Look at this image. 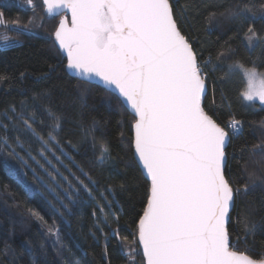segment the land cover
I'll return each instance as SVG.
<instances>
[{
    "label": "snow or ice",
    "instance_id": "1",
    "mask_svg": "<svg viewBox=\"0 0 264 264\" xmlns=\"http://www.w3.org/2000/svg\"><path fill=\"white\" fill-rule=\"evenodd\" d=\"M26 3L35 7L33 0ZM42 3L49 16L60 15L51 35L62 60L66 59V71L85 82H98L109 96L116 98L122 109L130 110L131 148L147 181L146 202L136 226L145 264H264V255L256 259L247 251H239L229 231L232 214L237 211V199L249 196L256 189L264 191V141L248 149L249 159L259 155L260 159L253 163L261 167L249 169L245 162L239 176L230 179L232 168L227 149L242 131V121L232 117L222 126L202 103L210 71H215L219 62L234 56L235 50L231 46L222 47L214 58L209 56L201 62L193 42L179 27L170 0H42ZM191 7L189 3L182 14ZM259 7L264 11V4ZM254 13V0H248L235 10L226 8L220 16L229 25L243 29L248 16ZM211 18L215 19L216 15L211 14ZM5 23L0 13V26ZM243 37L250 48L264 39L251 24L243 31ZM4 46H8V37H4ZM213 59L217 65L209 71ZM227 69L243 72L246 87L241 95L244 100L264 104V72L258 71L255 63L245 67L237 60L228 64ZM23 75L21 73V77ZM8 79L0 75V81ZM41 95L47 98L49 93ZM36 109L34 104L32 112L21 113L16 119L40 142L39 155L50 165L52 161L46 153H51L61 164L63 156L80 173L77 175L65 165L69 172L65 176L52 165L54 171L47 172L49 178L55 183L58 181L56 173H59V178L67 184L60 187L69 204L75 205L78 200L87 202L80 198L81 193L89 200H96L97 181L60 146L57 136L63 130L62 114L44 107L50 121L45 137L33 128ZM40 122L45 123L43 119ZM98 127L99 122L95 120L89 126L79 124L81 143L91 140L94 152ZM67 144L78 147L71 139H67ZM4 146L11 148L6 140ZM98 146L95 161L103 168L112 163L113 158L103 139ZM57 149L61 156L55 155ZM244 150L242 148L241 152ZM11 154L27 164L15 149H11ZM28 155L44 167L30 152ZM120 187L124 189L123 184ZM99 194L106 202L99 206L103 213L105 207L111 208L112 202L103 191ZM240 203L243 205L244 201ZM69 204L61 200L60 208L53 205V209L63 216L61 209L70 212ZM261 207L264 208V204ZM92 214L95 216L96 212ZM33 215L43 219L37 213ZM256 216V211L248 208L237 213L243 233L242 237L237 236L238 241L246 240L258 229L264 230V219L258 220ZM48 234L58 238L51 226ZM26 250L33 251L31 247ZM9 255L7 245L0 248V257L9 260ZM9 264H16L14 255Z\"/></svg>",
    "mask_w": 264,
    "mask_h": 264
},
{
    "label": "trees",
    "instance_id": "2",
    "mask_svg": "<svg viewBox=\"0 0 264 264\" xmlns=\"http://www.w3.org/2000/svg\"><path fill=\"white\" fill-rule=\"evenodd\" d=\"M33 2L34 8L29 7L26 0H0V13L6 22L0 26V75L9 78L0 81V248L7 245L9 260L14 255L16 264H144L136 226L146 202L147 181L131 148L132 116L102 87L81 82L66 71V59L62 60L51 35L60 15L49 16L42 0ZM170 2L179 27L193 42L201 62L209 56L214 58L222 47L231 46L235 50V55L219 62L215 71H210L213 65H217L214 59L208 66L207 94L202 103L222 126L232 117L242 121V131L232 139L227 149L232 168L229 178L238 177L245 162L249 169H259L261 165L253 163L260 159L259 155L249 159L248 149L264 141V107L243 100L244 79L239 70L229 72L227 66L239 60L245 67L255 63L257 70L264 72V39L250 48L243 37V31L249 24L264 37V11L259 7L264 0H254L255 13L248 16L243 29L229 25L220 13L229 7L235 10L248 0ZM189 3L192 7L182 14ZM213 13L215 19L211 18ZM13 21L17 23L13 24ZM4 37H8L7 47L4 46ZM21 73H24L23 77ZM44 92L49 93L47 98L41 95ZM34 104L37 106V119L33 128L45 137L50 121L44 107L62 114L63 130L57 136L60 146L97 181L96 200H89L86 194L81 193L80 198L87 202L78 200L75 205L69 204L60 187V184L67 187V184L59 178V173H56L57 182L49 178L47 172L54 171L52 165L65 176L69 175L65 165L77 175L80 173L69 159L61 156L58 149L55 155L61 156L63 164L51 153H46L51 165L39 155L40 142L16 119L21 113L27 115L32 112ZM41 119L44 124H41ZM93 120L99 122L95 132L97 142L103 139L113 158V162L103 168L95 161L99 154L98 143L95 152L91 140L81 143L79 124L89 126ZM67 139L78 147L68 145ZM5 140L11 148L4 146ZM242 148L245 149L243 152ZM11 149H15L27 164L16 159ZM29 152L44 165L43 168L29 157ZM121 184L124 189H121ZM109 187L112 191H105ZM102 191L112 202L111 208L105 207L103 213L99 210V206L106 203L100 197ZM61 200L71 209L70 212L61 209L63 216L53 209V205L60 208ZM262 204L264 191L260 189L247 197H239L237 211L233 212L229 225L236 248L247 251L256 259L264 255V230L258 229L246 240L238 241L237 236L242 237L243 233L237 222V213L248 208L256 211L258 220L264 219ZM50 226L58 233V238L48 234ZM28 247L32 248L31 253L26 250ZM9 260L0 257V264H9Z\"/></svg>",
    "mask_w": 264,
    "mask_h": 264
},
{
    "label": "water",
    "instance_id": "3",
    "mask_svg": "<svg viewBox=\"0 0 264 264\" xmlns=\"http://www.w3.org/2000/svg\"><path fill=\"white\" fill-rule=\"evenodd\" d=\"M61 14H62V13H61ZM56 15H58V14H56ZM69 19H70V16H69ZM56 47H57V46H56ZM71 76H72L73 78H75V79L81 81V82H85L82 78L75 77L74 75H71ZM85 83H88V84H92V85H96V86L102 87V86H100V85L98 84V82H85ZM102 88H103V87H102ZM127 111H128V113H130V110H127ZM133 156H134V150H133ZM134 159H135L137 165L139 166V168H140V170H141V172H142V174H143L142 166H140V165L138 164V161L136 160L135 157H134ZM143 176H144V178L146 179V177H145L144 174H143ZM137 242H138V246H139V248H140V251H141L142 257H143V249H142V246H140V244H139L138 237H137ZM143 260H144V257H143ZM144 264H145V260H144Z\"/></svg>",
    "mask_w": 264,
    "mask_h": 264
},
{
    "label": "rangeland",
    "instance_id": "4",
    "mask_svg": "<svg viewBox=\"0 0 264 264\" xmlns=\"http://www.w3.org/2000/svg\"><path fill=\"white\" fill-rule=\"evenodd\" d=\"M239 72H240V74L242 75V77H243V79H244V82H245V87H246V79H245V77H244V74H243V72L242 71H240L239 70ZM244 100V99H243ZM246 103H257L259 106H261V107H264V104H261L258 100H254V101H246V100H244Z\"/></svg>",
    "mask_w": 264,
    "mask_h": 264
},
{
    "label": "built area",
    "instance_id": "5",
    "mask_svg": "<svg viewBox=\"0 0 264 264\" xmlns=\"http://www.w3.org/2000/svg\"><path fill=\"white\" fill-rule=\"evenodd\" d=\"M228 122V121H227ZM227 122L224 124V125H226L227 124Z\"/></svg>",
    "mask_w": 264,
    "mask_h": 264
}]
</instances>
